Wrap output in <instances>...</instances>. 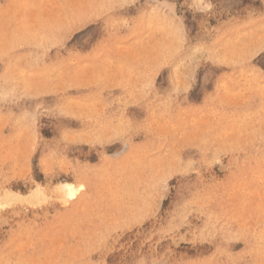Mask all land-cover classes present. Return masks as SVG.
I'll list each match as a JSON object with an SVG mask.
<instances>
[{"label": "rangeland", "instance_id": "1", "mask_svg": "<svg viewBox=\"0 0 264 264\" xmlns=\"http://www.w3.org/2000/svg\"><path fill=\"white\" fill-rule=\"evenodd\" d=\"M263 195L264 0H0V264H264Z\"/></svg>", "mask_w": 264, "mask_h": 264}, {"label": "bare ground", "instance_id": "2", "mask_svg": "<svg viewBox=\"0 0 264 264\" xmlns=\"http://www.w3.org/2000/svg\"><path fill=\"white\" fill-rule=\"evenodd\" d=\"M163 4V3H162ZM159 24V23H158ZM169 28V27H168ZM180 30V29H179ZM168 32V31H167ZM180 36V35H179ZM166 37V36H165ZM238 39V38H237ZM173 44V43H172ZM246 45H247V43H246ZM201 50V49H200ZM133 56V55H132ZM249 84V83H248ZM198 118V117H197ZM258 120V119H257ZM261 120V119H260ZM193 123V122H192ZM238 136V135H237ZM239 137V136H238ZM246 142V141H245ZM61 189V188H60ZM66 191V195L68 196H71V197H73L76 193H77V191H76V189L75 188H73V187H68V185L66 186V189H65ZM6 193V192H5ZM63 193V192H62ZM246 193H247V191H246ZM8 196H9V194H8ZM264 196V195H263ZM12 197V196H11ZM15 197V196H14ZM20 197V196H19ZM7 198V197H6ZM29 198V197H28ZM10 199V198H9ZM13 199V198H12ZM11 201H13V200H11ZM17 201V200H16ZM21 201V200H20ZM9 202V201H8ZM14 202H15V200H14ZM7 203V202H6ZM29 204V203H28ZM30 205V204H29ZM260 205V204H259ZM5 207V206H4ZM14 212V211H13ZM18 216V215H17ZM90 240V239H89ZM18 243H20V242H18ZM29 243V242H28ZM25 245V244H24ZM15 246V245H14ZM21 247V246H20ZM19 247V248H20ZM22 251V250H21ZM46 253H47V251H46ZM46 255V254H45ZM30 258V257H29ZM72 261V260H71ZM20 262H21V260H20ZM34 263V262H33Z\"/></svg>", "mask_w": 264, "mask_h": 264}]
</instances>
